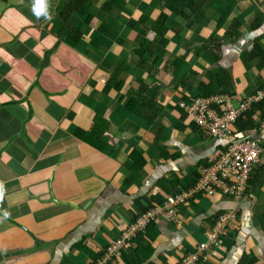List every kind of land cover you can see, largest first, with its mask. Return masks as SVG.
Listing matches in <instances>:
<instances>
[{
	"label": "crops",
	"instance_id": "1",
	"mask_svg": "<svg viewBox=\"0 0 264 264\" xmlns=\"http://www.w3.org/2000/svg\"><path fill=\"white\" fill-rule=\"evenodd\" d=\"M49 3L50 21L31 0H0V264H95L227 146L179 105L230 95L238 107L264 90V0H179V14L168 0ZM253 125L234 140L264 149L261 114ZM230 211L225 245L200 264H264V154L244 199L197 196L181 225L156 219L109 264H178Z\"/></svg>",
	"mask_w": 264,
	"mask_h": 264
},
{
	"label": "built area",
	"instance_id": "2",
	"mask_svg": "<svg viewBox=\"0 0 264 264\" xmlns=\"http://www.w3.org/2000/svg\"><path fill=\"white\" fill-rule=\"evenodd\" d=\"M237 98L230 95H217L198 98L189 104L179 105L193 123L208 138L228 141L227 146L217 152L208 168L201 170L194 187L172 197H168L161 207L143 214L135 224L123 232L95 264H109L113 259L133 243L140 233L161 217H165L175 226L181 225L179 210L200 195L213 197L221 195L234 201L244 199L255 166L264 154L262 142L258 139L234 140L235 126L251 109L264 102V90L233 105ZM237 220V212L230 211L221 215L212 232L206 233V242L201 244L196 253L183 258L178 264H200L206 254L214 248L222 247L229 236L230 226Z\"/></svg>",
	"mask_w": 264,
	"mask_h": 264
},
{
	"label": "trees",
	"instance_id": "3",
	"mask_svg": "<svg viewBox=\"0 0 264 264\" xmlns=\"http://www.w3.org/2000/svg\"><path fill=\"white\" fill-rule=\"evenodd\" d=\"M169 2L172 3V7L171 9L173 10V12H177V14H179V11H180V7L177 5L178 1L179 0H168ZM186 3V5H188L190 8L189 9H193V10H196V4L199 3L200 5H203L205 4L206 2H208V0H182ZM194 13V11H193ZM186 17V16H185ZM218 42H215V44L217 45ZM150 57V54H146L144 53L143 55H140V59H141V63L142 64H145L146 61L149 59ZM141 65V64H140ZM143 66V65H142ZM122 83H118L116 84L115 82H113L111 80L110 82V86L113 87L114 89L117 90V92L119 90H121L122 88ZM126 100H127V103H126V108L129 109L130 111H134L133 110V93H130L129 95H127L126 97ZM135 102V101H134ZM136 103V102H135ZM261 114L262 118L264 119V102L262 103H259L258 105L254 106L252 108V110L247 113L246 115H244L240 120L239 122L236 124L235 126V130H237V133H244L245 131H249L251 129H253L254 125H253V117L256 115V114ZM136 116L138 117H145L147 118L148 120H153L152 118H149L145 115V113H140V112H135L134 113ZM156 117V116H155ZM97 120V118H96ZM238 136V135H237ZM138 156V155H137ZM132 163H133V155L131 156V160H130ZM157 206H162V205H157ZM155 208V207H154ZM150 210V209H149ZM148 211V210H147ZM151 227V226H150ZM149 227V228H150ZM148 228V229H149ZM143 235H141L138 239H140ZM136 240L135 242L138 243L137 241L139 240Z\"/></svg>",
	"mask_w": 264,
	"mask_h": 264
},
{
	"label": "clouds",
	"instance_id": "4",
	"mask_svg": "<svg viewBox=\"0 0 264 264\" xmlns=\"http://www.w3.org/2000/svg\"><path fill=\"white\" fill-rule=\"evenodd\" d=\"M31 12L37 20L43 18L50 21L52 19V12L50 11L49 0H31ZM6 188L3 182H0V202L3 201ZM11 213L8 210H0V223L10 219Z\"/></svg>",
	"mask_w": 264,
	"mask_h": 264
}]
</instances>
